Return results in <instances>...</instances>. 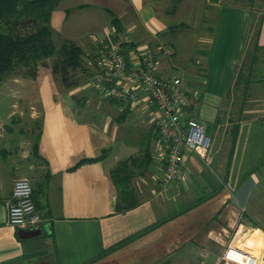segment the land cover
<instances>
[{"label":"crops","instance_id":"crops-1","mask_svg":"<svg viewBox=\"0 0 264 264\" xmlns=\"http://www.w3.org/2000/svg\"><path fill=\"white\" fill-rule=\"evenodd\" d=\"M74 1L61 0L50 25L81 48L80 81L68 89L47 76L13 74L0 83V264H221L238 229L236 245L264 264V0H180L173 14L172 0ZM86 11L115 15L119 36L128 43L127 61L152 52L156 75L168 81L182 70L197 98L189 116L204 124L209 149L204 159L187 154L179 177L165 190L159 185L165 145L154 129V109L144 96L136 105L106 100L92 83L99 44L116 37L110 17L98 34L80 41L70 36ZM173 16L177 24L167 26ZM180 25L186 28L173 29ZM195 26L207 34L195 41L183 34L185 42L196 44L176 53L173 31ZM174 58L185 60L183 67ZM9 123L21 126L17 141ZM35 125V136L41 133L38 153ZM104 150L103 161L71 170ZM142 151L150 164L145 171L138 164L129 167L133 177L124 196L108 172ZM18 179L30 182L47 230L37 237L7 222L5 202Z\"/></svg>","mask_w":264,"mask_h":264},{"label":"built area","instance_id":"built-area-1","mask_svg":"<svg viewBox=\"0 0 264 264\" xmlns=\"http://www.w3.org/2000/svg\"><path fill=\"white\" fill-rule=\"evenodd\" d=\"M127 41L120 36L99 44L92 77L101 96L121 105H136L144 96L148 107L153 108V125L165 145V166L159 179L160 188L179 177L187 154H197L202 159L210 146L203 123L189 116L198 101L190 94L179 77L164 80L156 75V60L152 52L137 54L129 63L123 51ZM4 130L0 123V136ZM32 187L28 180L18 179L13 184L12 195L5 202L7 222L10 226L29 232L42 229L43 219L32 201ZM239 229L230 238L220 257L221 264H256L255 257L236 245L241 238ZM239 235V236H238Z\"/></svg>","mask_w":264,"mask_h":264},{"label":"trees","instance_id":"trees-1","mask_svg":"<svg viewBox=\"0 0 264 264\" xmlns=\"http://www.w3.org/2000/svg\"><path fill=\"white\" fill-rule=\"evenodd\" d=\"M61 0H0V83L12 76L15 72L24 71L26 76L33 80H40L43 75L51 81L58 78L64 87L70 89L77 81H67V74L82 71L84 61L82 50L75 43L59 38L52 30L50 17ZM180 0H172V6L168 14L176 11ZM110 16V23L115 29L116 37L122 32L120 20L107 11ZM183 25L175 26L173 29H185ZM128 44H123V48ZM51 62V65L48 64ZM51 66V67H50ZM43 68V74L40 69ZM50 68V69H49ZM239 77L242 78V71ZM237 129V128H235ZM41 133L36 136L33 150L38 153V145ZM144 150L146 148L144 147ZM143 155L129 156L119 162L108 172L112 185L124 196L129 195V186L133 175L129 167L138 164L143 171L150 164V156L147 151ZM107 151L94 159H80L71 168L86 163H97L106 158ZM141 165V166H140ZM142 172V171H141ZM134 173V172H133ZM135 203H129L131 208ZM160 225L157 223L150 228L136 234L135 236L113 246L101 254L115 250L141 235L149 232ZM100 256V257H101Z\"/></svg>","mask_w":264,"mask_h":264},{"label":"rangeland","instance_id":"rangeland-1","mask_svg":"<svg viewBox=\"0 0 264 264\" xmlns=\"http://www.w3.org/2000/svg\"><path fill=\"white\" fill-rule=\"evenodd\" d=\"M74 2L79 3L80 1L77 0V1H74ZM80 14H82L81 17H79V18H81L80 19L81 25H79L77 27L74 25V26L71 27V29L76 27V30L72 31V35L73 36L70 35L74 39V41H80V40H76V39L77 38L83 39L84 37H86L87 34H94V33L98 34L99 31H100V28H102V25L105 24V22L107 20H109V17H110L109 15H107L106 13H103L102 11H97V12H95V11H91V12L86 11L85 13H80ZM88 19L90 21H87ZM71 20H72V24H75L74 21H73V20H75L74 17ZM175 20H176V16L175 17L173 16V17H171L169 19L167 17V19L165 20V23H166L167 26H173V25L177 24V20L176 21ZM173 33H174V36L171 38V42L173 43V46H174V49H175L176 53H181L182 52L181 50H183V53H185V54L189 50V44L190 43L196 44L193 41H195L197 39L198 34L201 33L202 36H205L207 34L203 30H201L200 27H197V26L192 27V31H190V32H187L186 30H178V31H173ZM189 33L194 36L193 38H191L193 41L192 42H185L186 35H188ZM167 34H168V32H167ZM183 34H186L185 37L182 36ZM180 36H182V37L179 38ZM176 38L177 39L179 38L178 41H177ZM176 41H177V43H176ZM185 48L186 49L188 48V49L186 50ZM181 57H182V54H181ZM183 58L186 59L187 57H185V55H184ZM173 61H175L180 67H183V62H185V60L181 59V61H180L177 58H174ZM48 64L51 65V62H48ZM42 71H43V68L40 69V73ZM180 72H182V70L177 71V73H176L177 75L176 76L179 77L182 81H184L186 78H184V76H182ZM14 74L17 75V76H21L23 78H29V77L26 76L24 71L15 72ZM66 78H67V81H71V80L72 81H74V80L75 81H77V80L80 81L79 80L80 76H79V73H77V72L73 73L72 71H70L69 75L67 74ZM59 81L60 80L55 77L52 82L55 83V84L61 85V83ZM25 83L28 84V85L30 84L28 82H25ZM187 88H189V86H187ZM26 93L28 94L29 91H27ZM5 123H8V122L5 121ZM8 125L9 126H15V132L13 133V135L11 137L14 138L17 141V139H18L17 135H19L18 132H17V128H21V126L16 127V123L15 124L14 123H9ZM34 127H35L34 128L35 129L34 130V132H35L34 136H35L36 133H37V129L38 128L36 127V125ZM211 135H212V132H211ZM237 246L240 247V244H237ZM256 264H258V258H257V263Z\"/></svg>","mask_w":264,"mask_h":264},{"label":"water","instance_id":"water-1","mask_svg":"<svg viewBox=\"0 0 264 264\" xmlns=\"http://www.w3.org/2000/svg\"><path fill=\"white\" fill-rule=\"evenodd\" d=\"M42 232L46 233V232H47L46 228H42V229H40V230H38V231H36V232H31L29 235H27V237H29V238L37 237V236H39Z\"/></svg>","mask_w":264,"mask_h":264},{"label":"bare ground","instance_id":"bare-ground-1","mask_svg":"<svg viewBox=\"0 0 264 264\" xmlns=\"http://www.w3.org/2000/svg\"><path fill=\"white\" fill-rule=\"evenodd\" d=\"M242 240V239H241ZM246 246V245H245ZM256 259V258H255Z\"/></svg>","mask_w":264,"mask_h":264}]
</instances>
